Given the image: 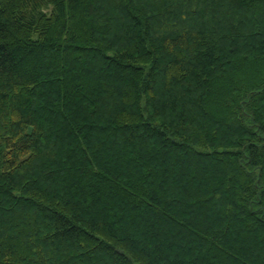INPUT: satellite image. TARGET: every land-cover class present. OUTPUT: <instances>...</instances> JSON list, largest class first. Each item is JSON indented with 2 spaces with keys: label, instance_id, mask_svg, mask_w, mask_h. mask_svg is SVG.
<instances>
[{
  "label": "trees",
  "instance_id": "1",
  "mask_svg": "<svg viewBox=\"0 0 264 264\" xmlns=\"http://www.w3.org/2000/svg\"><path fill=\"white\" fill-rule=\"evenodd\" d=\"M0 264H264V0H0Z\"/></svg>",
  "mask_w": 264,
  "mask_h": 264
}]
</instances>
